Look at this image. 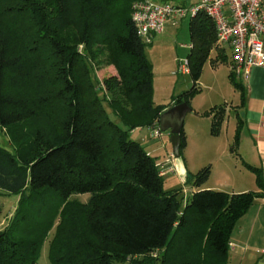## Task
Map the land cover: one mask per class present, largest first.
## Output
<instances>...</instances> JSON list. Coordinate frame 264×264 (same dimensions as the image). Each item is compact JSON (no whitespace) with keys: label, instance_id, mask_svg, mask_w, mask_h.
Returning a JSON list of instances; mask_svg holds the SVG:
<instances>
[{"label":"trees","instance_id":"16d2710c","mask_svg":"<svg viewBox=\"0 0 264 264\" xmlns=\"http://www.w3.org/2000/svg\"><path fill=\"white\" fill-rule=\"evenodd\" d=\"M135 1L0 0V126L36 116L37 104H65L58 126L50 120L37 136L39 148L32 146L24 156L0 145V194L31 192V207L19 210L16 218L18 230L11 223L0 228V264H39L59 214L50 264L228 263L232 232L260 192L202 188L183 206L182 190H165L160 165L129 138L136 127H159L168 108L151 99L153 71L132 18ZM72 19L78 27L76 41L69 43L62 34ZM190 32V74L197 82L208 60L214 66L228 62V53L205 11L192 15ZM96 45L110 49L108 61L117 68V75L104 81L106 89L117 91L111 99L99 95L103 85L88 60ZM43 52L55 59L50 84L57 90L33 100L13 89L38 71L29 59L34 62L32 55ZM229 78L244 100L243 85L232 70ZM197 91L194 86L173 105L186 101L191 106ZM225 113V104L203 112L212 118L211 134L220 133ZM181 139L180 154L187 145L184 127ZM239 139L238 126L231 152H237ZM247 166L264 191L261 169ZM211 168L207 164L189 173L186 181L200 187ZM51 188L60 195V205L43 202ZM83 193H90L86 202L67 200Z\"/></svg>","mask_w":264,"mask_h":264},{"label":"rangeland","instance_id":"374dc122","mask_svg":"<svg viewBox=\"0 0 264 264\" xmlns=\"http://www.w3.org/2000/svg\"><path fill=\"white\" fill-rule=\"evenodd\" d=\"M180 1L182 2L184 0ZM184 2L186 5L180 6L191 7L196 3V0H185ZM191 17L192 13L189 11L187 15L183 17L177 16L176 19L170 18L171 20L169 19L170 21L166 22L164 31L155 33L152 41L146 43L145 53L153 71V91L151 99L155 104H162L169 107L173 105L178 98H183L184 93L191 91L194 86L198 88V91L190 97L192 110L186 114L184 120V130L188 132L187 134L189 137V134H194L197 131V141L190 138L188 147L184 148L182 154L176 156L181 159L182 164H185L186 160L188 168L194 172L202 166L200 165L202 155H208L210 158L212 157L210 149L213 140L219 141L218 146H220V148L221 143L224 146L228 144V151H231V146L234 143L232 136L233 132L235 133V116L229 115L230 125L227 126V124H225L221 136L215 137L214 135L212 136L210 132L211 118L204 115L203 112L216 105L226 104L228 107V114L231 109L233 113H235V105L239 103V93L229 78L231 69L226 63H219L214 66L211 61L208 60L197 82L194 81L189 72L183 73L181 71V64L188 59L191 50ZM26 27L27 26H25V28ZM77 27V23L72 19L62 34L66 42L74 43L76 41ZM77 47L79 51L86 54L87 50L82 44L77 45ZM109 50L110 49L105 45H96L92 47V50L89 49L90 56L88 60L93 66L97 83L103 85V89H99V95L111 99L115 96L117 91L114 92L115 90L106 89L104 81L107 78L117 75L118 72L116 66L108 61L110 55ZM32 58L35 59V61L33 62L32 59H29L31 60L29 63L38 67V71L30 74L28 78H24L22 81L20 80L18 83L19 85L15 86L18 88L13 90L24 92L25 94L27 93L31 95L34 100V97L38 98L41 95L48 96L47 91L53 92L57 89H52L54 87L50 84V77L55 70L53 69L55 66V59L49 56L47 52L40 53L39 56L38 54L32 55ZM34 75L38 76L34 77ZM235 76L238 81H241V78H243L236 74ZM38 105L39 104L36 105L35 109L40 116L37 114L36 116L24 118L10 126H0V145L24 156L27 155V151L31 149L32 146L39 148V143V145L37 142L34 144L37 136L49 125L50 120L53 125L58 126L60 118L63 116L62 111L64 110L65 104L63 101H56L47 105ZM114 119L121 122L120 117L115 116ZM203 136L206 137L205 141H200ZM129 138L139 141L160 165L163 175V188L165 190H182L181 195L184 198L182 199V205L184 206L188 199L185 192H187V189H190L189 186L191 184L181 180V177L177 174L178 172L174 168H170V162H167L169 156L173 158L171 157L173 147L170 131H161L160 126L153 127L145 125L132 129ZM28 158L29 156L27 159ZM206 184L207 182L203 183V186L208 189H217L213 187L214 184L211 178L207 184L209 187H207ZM30 194L31 192L29 189L0 194V228L11 223L10 228L15 231L18 230L16 218L22 214L19 210L24 211L26 208L31 207L29 203L31 198L29 197ZM191 194L192 193H190V195ZM89 196L90 193L72 194L67 200L76 201V203L86 202ZM43 202L60 205L62 199L56 190L51 188L48 190V193L44 194ZM59 221L60 214L55 218L53 227L43 243L39 264H50V244L56 234Z\"/></svg>","mask_w":264,"mask_h":264},{"label":"crops","instance_id":"0c3cea01","mask_svg":"<svg viewBox=\"0 0 264 264\" xmlns=\"http://www.w3.org/2000/svg\"><path fill=\"white\" fill-rule=\"evenodd\" d=\"M154 1L160 3L169 2L174 5H186L184 2L185 0L182 2L180 0ZM176 18L177 17H172L171 19ZM227 53L228 62L225 63L228 64L230 68V53L228 49ZM212 55H214V52ZM240 82L243 85L244 100L241 98V92L236 89L239 93V103L235 105V113H233L231 109L228 114V107L225 104V119L222 123L220 133L214 135L215 137H220L224 125H230L229 115L235 116V133L237 127L239 126L240 128V139L236 150L237 152L233 153L230 150L228 151V144L224 146L221 143L220 148V146H218L219 141L213 140L210 149L212 157L210 158L208 155H202L200 165H202L201 167L207 165L206 163L211 165L213 169L211 168L210 177L206 182L208 184L211 178L214 184L213 187L217 189L230 193L249 190L260 192L252 206L238 221L232 232L228 263L264 264V191L258 186L256 174L247 166L248 164L259 167L264 179V66L253 67L249 77L247 79L241 78ZM208 117L211 118V116ZM187 133L188 132H186V147H188L189 139L193 138V140L197 141L196 136L198 135L197 131L194 134H189L190 137ZM235 133L233 132V141ZM205 138L206 137L203 136L200 141H205ZM167 162H170L169 167L172 169L174 168L181 177V180L186 183H188L186 181L188 174L197 171L193 172L190 170L186 164V160L185 164H182L181 159L177 158L176 155L173 158L169 156ZM207 187L209 186L207 185ZM189 188L190 189H187V192H185L187 197L190 196V193L206 187H204L203 184L200 187L191 184Z\"/></svg>","mask_w":264,"mask_h":264},{"label":"built area","instance_id":"2783aa9c","mask_svg":"<svg viewBox=\"0 0 264 264\" xmlns=\"http://www.w3.org/2000/svg\"><path fill=\"white\" fill-rule=\"evenodd\" d=\"M199 10L214 21L218 42L229 50L234 74L247 79L253 67L264 66V0H196L191 7L136 0L132 18L138 34L150 43L155 33L164 30L167 20ZM181 71L190 73L189 59L182 62ZM174 156L173 152L171 157Z\"/></svg>","mask_w":264,"mask_h":264},{"label":"water","instance_id":"95a60500","mask_svg":"<svg viewBox=\"0 0 264 264\" xmlns=\"http://www.w3.org/2000/svg\"><path fill=\"white\" fill-rule=\"evenodd\" d=\"M191 110L192 107L186 101H182L169 106L160 116V130L170 131L173 152L176 156L181 153V131L184 127L185 116Z\"/></svg>","mask_w":264,"mask_h":264}]
</instances>
